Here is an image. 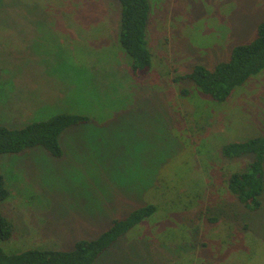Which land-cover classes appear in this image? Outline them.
<instances>
[{"label": "rangeland", "instance_id": "1", "mask_svg": "<svg viewBox=\"0 0 264 264\" xmlns=\"http://www.w3.org/2000/svg\"><path fill=\"white\" fill-rule=\"evenodd\" d=\"M151 4L153 65L137 78L115 34L118 0H0V124L89 117L63 131L61 157L43 146L0 154L10 189L0 211L15 225L1 242L6 252L73 249L154 203L95 264H264V190L261 208L250 210L228 185L253 154H222L227 143L264 135V70L225 101L174 79L252 41L264 0ZM216 201L223 208L207 216L238 224L203 233L194 214Z\"/></svg>", "mask_w": 264, "mask_h": 264}, {"label": "trees", "instance_id": "2", "mask_svg": "<svg viewBox=\"0 0 264 264\" xmlns=\"http://www.w3.org/2000/svg\"><path fill=\"white\" fill-rule=\"evenodd\" d=\"M120 24L118 40L132 60V71L138 78L144 77L152 68V52L149 45V22L151 0H118ZM264 70V21L257 28L256 37L232 47L230 57L214 67L197 63L187 73L175 77L176 81L189 79L203 93L215 100L225 101L234 89L246 83L252 76ZM182 89L183 94H189ZM86 115L61 112L45 120L33 121L22 127L0 124V154L20 153L31 147L43 146L55 157L64 153L60 138L71 126L88 122ZM252 153L253 159L244 169L232 172L228 178L231 191L248 209L261 208L260 195L264 190V135L235 141L223 146L222 154L228 158ZM10 189L0 171V203L8 198ZM157 211V205L147 203L133 209L126 217L116 218L112 225L93 239L81 238L73 249L32 248L19 253H8L1 242L12 237L15 225L0 211V264H95L120 237L135 225Z\"/></svg>", "mask_w": 264, "mask_h": 264}, {"label": "crops", "instance_id": "3", "mask_svg": "<svg viewBox=\"0 0 264 264\" xmlns=\"http://www.w3.org/2000/svg\"><path fill=\"white\" fill-rule=\"evenodd\" d=\"M83 16L85 18H87V15L84 14V13H83ZM118 18H119V20H117L115 22V24H114V27L116 28V31H115V34L116 35H118L119 24H120V15L118 16ZM132 73H133V71H132ZM133 75H134V73H133ZM135 77H137V76H135ZM203 204L201 203V211L199 209V211H197L194 214V216H196L198 219H201L202 220L201 232H203V233H209V232L213 231L214 233H217V232H219V230H218V227L219 226H222V225H236V224H238L237 223V220H234L233 219L235 217H233V218H221L218 215H216L215 211L213 213L214 216H207V214L209 215V210H210L209 208H210V206L214 210L215 209L217 210L219 208H223L222 207V204L219 203L218 201H216L214 203H210V204H205V205H203ZM140 206H143V205H140ZM198 212L201 213V216H199V213ZM185 213L188 214L189 212L186 211ZM231 232H232V228L228 229L227 232H226V234H230ZM206 245H207L206 241L203 238H201V247H206Z\"/></svg>", "mask_w": 264, "mask_h": 264}]
</instances>
